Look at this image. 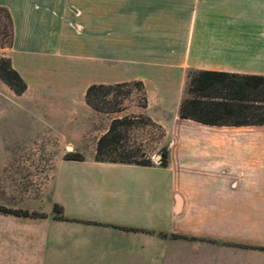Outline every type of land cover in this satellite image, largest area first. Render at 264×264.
<instances>
[{
	"label": "crops",
	"instance_id": "crops-1",
	"mask_svg": "<svg viewBox=\"0 0 264 264\" xmlns=\"http://www.w3.org/2000/svg\"><path fill=\"white\" fill-rule=\"evenodd\" d=\"M0 7L12 23L0 57L26 85L0 80V208L28 214L0 212V264H264L250 221L264 216V126L178 117L189 71L264 77V0ZM133 82L166 167L93 159L113 118L86 89Z\"/></svg>",
	"mask_w": 264,
	"mask_h": 264
},
{
	"label": "trees",
	"instance_id": "trees-1",
	"mask_svg": "<svg viewBox=\"0 0 264 264\" xmlns=\"http://www.w3.org/2000/svg\"><path fill=\"white\" fill-rule=\"evenodd\" d=\"M4 23L0 22V48H8L12 43V23L5 8L0 7ZM0 80L16 95L24 92L26 85L11 68L9 60L0 57ZM129 83L111 86L91 85L85 92V103L94 111L102 114L120 112L116 97L120 87ZM132 85L142 91L141 108L145 107L143 88L139 82ZM113 94V101L105 100ZM178 117L209 126H264V77L235 75L211 71H189L185 97L178 108ZM132 125V119L113 118L108 128L96 141L93 159L99 162L151 166L149 158L142 151L127 150L122 145L126 139V130ZM145 125H152L158 131V139L163 137L162 128L145 118ZM158 165L166 167L168 150L163 146L159 150ZM66 160L81 161L79 154H65ZM0 212L17 216H27L26 212L0 208ZM52 212L61 214L60 207L53 205ZM172 238H178L172 236ZM259 250H264L261 248Z\"/></svg>",
	"mask_w": 264,
	"mask_h": 264
},
{
	"label": "rangeland",
	"instance_id": "rangeland-1",
	"mask_svg": "<svg viewBox=\"0 0 264 264\" xmlns=\"http://www.w3.org/2000/svg\"><path fill=\"white\" fill-rule=\"evenodd\" d=\"M4 18L0 14V22L4 23ZM120 94L117 95L116 100L119 102L120 112L112 113L110 118L127 117L132 119V125L126 130V139L123 140L122 145L127 150L139 149L143 152L145 157L149 158L151 164H158L155 160L160 156V148L163 147L159 144L158 131L152 125H145V118L140 113L142 104V91L129 83L128 86L120 87L117 89ZM185 97V96H184ZM106 101H113V94L105 97ZM89 142L88 140L86 141ZM89 148V144H86ZM35 186V184H34ZM252 225V233L256 236L255 242L257 246L264 247V216L250 217ZM257 249V253L253 252L254 256H263L264 250ZM246 258V254L241 255ZM252 256V255H250Z\"/></svg>",
	"mask_w": 264,
	"mask_h": 264
},
{
	"label": "built area",
	"instance_id": "built-area-1",
	"mask_svg": "<svg viewBox=\"0 0 264 264\" xmlns=\"http://www.w3.org/2000/svg\"><path fill=\"white\" fill-rule=\"evenodd\" d=\"M155 160H156V162H158V160H159V157H156V158H155Z\"/></svg>",
	"mask_w": 264,
	"mask_h": 264
}]
</instances>
